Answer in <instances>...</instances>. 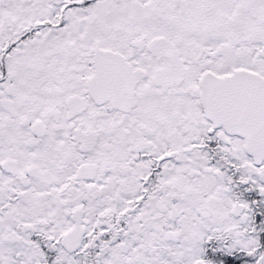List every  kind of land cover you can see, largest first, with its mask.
Listing matches in <instances>:
<instances>
[{"label":"snow or ice","instance_id":"1","mask_svg":"<svg viewBox=\"0 0 264 264\" xmlns=\"http://www.w3.org/2000/svg\"><path fill=\"white\" fill-rule=\"evenodd\" d=\"M0 264H264V0H0Z\"/></svg>","mask_w":264,"mask_h":264}]
</instances>
